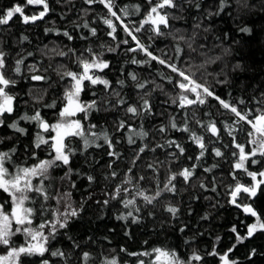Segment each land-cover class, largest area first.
<instances>
[{"label": "trees", "instance_id": "trees-1", "mask_svg": "<svg viewBox=\"0 0 264 264\" xmlns=\"http://www.w3.org/2000/svg\"><path fill=\"white\" fill-rule=\"evenodd\" d=\"M48 2L52 11L43 20L25 25L21 17L16 15L8 25L0 26V48L8 53L10 67L20 56L33 53L25 60L21 76H14L11 71L8 73L18 81L16 87L10 89L13 93H18V96L16 111L12 116L7 117L5 126L0 128V136H11L12 139L4 140V143L0 144V151L16 147L13 160L16 164L25 166L35 163L28 154L32 151H35L40 159L48 158L46 146L40 149L32 147L37 131L34 123L20 121V126L27 129V135L15 133L7 127V123H11L25 113L33 114L35 109H40L42 117L49 123L57 121L58 111L63 106L64 88L69 81L61 79L56 69L63 65L68 70L80 71L76 56L81 54L88 56L85 51L87 48L103 54L101 58L108 61L110 67L98 75L111 81L129 104H138L139 96L150 92L145 98L153 106L152 115L131 117L125 115L123 108H116L110 112L93 113L88 120L83 121L85 128L90 124H96L97 127L93 131L97 133L107 131L113 141L114 150L120 154L118 159L107 154L109 149L102 139L97 141V144L102 145L101 147L90 146L85 149L82 140L70 138V146L74 150L70 164L73 169L71 179L60 180L67 171L66 168L54 169L52 174L56 179L53 181L52 191L55 192L56 188L70 191L74 206L79 207L83 203V211L78 218L71 221L67 229L60 231L56 239L51 241L50 247L53 250L59 248L70 254L68 264H83L81 260L83 252L91 255L87 264H102L103 259L111 257H115L119 264H137L141 259L147 264L151 257L131 256L128 253L151 251L155 247L174 249L181 259L185 260L195 250L204 259L200 262L193 261V264H221L218 256H209L207 253L215 248L218 253L223 254L236 245L229 254L230 260L237 261L238 264H264V232L257 231L250 239L238 243L236 233L231 231L235 226L237 232L244 236L247 234L246 225L254 222L253 217L229 203V186L236 183L231 173L234 171L233 164L237 158L232 153L237 149L232 147V137L228 135L225 125L232 123L233 114L223 109L212 98H208L207 103L202 106L197 105L187 110L178 109L173 105L171 98L176 96L178 90L163 80L161 75L173 76L175 79L174 74L155 61L142 65L132 64V59L146 61L147 57L139 50L128 51L137 46L136 41L123 31L119 21L108 16L107 9L102 4L89 6L84 0H59V2L48 0ZM198 2L201 5L199 10L187 3L183 5L186 9L183 12L169 10L183 18L170 20L171 28L162 29L165 35L155 36L146 30L135 35L153 54L165 58L166 53L168 57L175 58L177 41L173 39V34L192 37L195 33L192 47L196 51H191L185 41L179 42V46L183 49L179 56L181 60L186 61L181 66L193 65L200 82L206 81L216 95L236 104L240 109L264 107L256 103L257 100H264V0H226L224 11L211 17L207 14L209 11L218 10L219 0H198ZM116 3L121 7L127 6L130 11L136 5H141L140 13L124 18V23L132 28L138 26L147 12L146 0H116ZM16 4L24 5L25 0H0V14ZM40 10L42 9L39 6L29 5L25 8V14L32 15ZM105 17L112 19L117 25L115 40L108 35L110 29L103 23ZM85 23L89 28L82 27ZM197 24H200V27H196ZM243 27L249 28L250 33L241 32L240 29ZM90 28L97 30L96 36H91ZM205 28L207 31L204 30ZM45 29H53V31L46 33ZM177 29L180 31L176 32ZM63 31H68L74 39L69 41L62 35ZM57 32L61 34L57 35ZM82 35L87 36L88 39H81ZM22 37L27 39L22 40ZM123 40H127L128 43H121ZM69 48L75 49L76 56L71 53L65 57L56 55V52L60 50L67 52ZM109 48L115 50L108 51ZM209 60L214 62L205 63ZM175 62L179 63V61ZM32 64H36L40 71L29 73L27 66ZM197 65L204 66L197 71L195 68ZM129 73H135L141 82H146V88L138 91L128 76ZM32 74L44 75L50 79L47 82L32 81L30 79ZM118 80L125 81L123 89H120L119 84L116 83ZM225 80L227 83H218ZM157 85L160 87H156ZM93 90H98V97L108 98L104 86L97 85L95 89L89 88L83 93L82 99H93L91 96ZM34 97L41 99L35 102ZM111 99L115 103L116 97L113 96ZM241 99L245 101L244 104L238 103ZM52 102L56 103V108L44 107L45 104ZM82 115L76 118L80 119ZM173 117L180 127L184 126V121L187 119L191 131L204 138L208 150L199 161H196L195 157L199 155L200 149L189 138V133L171 129L165 133L157 131L161 125H168ZM120 119H124L137 131L142 125L143 130L148 133L147 138H136V143L130 145L126 131H116V122ZM196 121L201 123L198 124ZM209 122H214L220 129L219 138L212 136L201 127V124L206 125ZM236 135L238 142L245 144L247 150L250 146L247 145L246 134L236 133ZM167 139H175L183 144L186 149L185 155L173 161L167 154L174 149L157 148L155 152L143 153L133 165L132 160L139 146L147 144L149 148H153L157 143L164 144ZM25 148L28 152H25ZM217 148L223 153L221 157L214 155L213 149ZM188 156L193 159H187ZM110 163L111 168L108 167ZM149 164H152L156 171L149 169ZM193 164L197 167L189 183L185 184L182 178L178 177L175 181L177 193L173 195L163 192L154 205H145L142 199L136 197V188L133 185H123L130 192L126 198L136 199L135 207L140 208L139 213L134 209L124 208L119 200H110L106 206L103 204L105 199H110L105 193H112L117 186L122 185L125 178H132L133 183L136 184L135 178L143 175L145 179L139 182L138 187L152 195L157 190V181L160 188H163L170 171L176 172L184 167L191 168ZM8 167L11 170L12 165ZM246 167L249 171H264V160L256 165H252L249 161ZM129 168H132V173H129ZM113 171L117 173L114 179L111 178ZM235 174L240 183L246 185L252 183L251 177L242 170L236 171ZM89 175L94 177L91 183L87 179ZM72 182L75 183V188L71 187ZM201 183L207 190L200 187ZM213 187L216 188L215 192L211 191ZM261 187L264 189V185ZM6 200V195L0 192V203ZM238 202L253 204L264 217V190L258 191L254 200L245 198ZM49 204L55 206V201H49ZM169 206L179 209L175 218L166 210ZM5 208L8 210V204ZM129 210L139 217L137 223H133L131 217L126 220L118 219L121 215H127ZM205 216L207 219H204ZM39 222L38 216L35 223ZM181 228H184L183 232L180 231ZM69 237L72 239L70 240ZM13 239L19 244L18 235ZM73 241L79 245V248H73ZM122 248L127 251L122 252ZM253 249L256 250V255L249 259ZM48 258L52 264H64V261L58 258ZM40 259V257H22L23 264H39Z\"/></svg>", "mask_w": 264, "mask_h": 264}, {"label": "snow or ice", "instance_id": "snow-or-ice-1", "mask_svg": "<svg viewBox=\"0 0 264 264\" xmlns=\"http://www.w3.org/2000/svg\"><path fill=\"white\" fill-rule=\"evenodd\" d=\"M59 2V0H58ZM84 3L91 6L93 4H102L107 9V14L110 17L115 18L116 21L120 22V27L123 31L136 41V47L130 48L128 51L136 52L137 50L142 51L147 57L146 61H139L132 59V64L142 65L150 61H155L167 68L173 76L161 75L163 80H166L169 84H172L176 88L177 94L171 98V103L178 109L187 110L197 105H204L207 103L208 98L216 100L219 105L228 110L233 114L234 119L231 124H226L225 127L228 129V135L232 137V147L237 149L232 155L236 157V162L233 164L232 177L236 183L229 186V203L234 205L236 208L241 209L245 214L251 215L254 218V222L250 225H246L247 234L241 236L236 227L234 226L231 231L236 233V240L238 243H243L245 240L250 239L255 235L257 231L264 232V217L254 207L253 204L240 203L243 199L254 200L258 194V191L262 189L264 185V171H249L246 164L250 161L252 165L260 164L264 160V107H258L256 109H240L236 104L230 103L216 95L215 91L211 89L207 82H200L197 78L196 71L193 70V65L189 64L188 67H182L186 61L181 60L179 53L183 51L179 46L180 41H185L188 48L191 51H196L192 47V42L195 39V33L192 37H185L183 35L173 34V39L177 41L175 52L177 56L175 58L168 57L164 54L165 58H161L149 51L148 46L143 45L135 33H139L142 30L153 33L155 36H163L166 33L162 29L171 28L170 20H178L183 17L175 15V10L183 12L184 3L193 5L197 10L200 9L201 5L198 0H146L147 12L143 19L140 20L138 26L132 28L128 24L124 23V18L131 14H138L141 11V5H136L129 10L127 6L121 7L117 5L116 0H84ZM226 0H219L218 10L216 12L209 11L208 17L213 15H219L220 12L224 11ZM39 6L42 10L33 13L32 15L25 14V8L27 6ZM52 11L48 0H25L24 5L16 4L0 14V26L8 25L13 17L19 15L22 22L27 25L29 23H35L39 20H43L49 12ZM87 11V9H85ZM103 23L110 29L108 35L113 40L116 39L114 33L117 31V25L114 24L112 19L107 17L103 18ZM146 26H148L146 28ZM79 27V26H78ZM82 27L89 28L87 23L83 24ZM196 27H200L197 24ZM207 31V28L204 29ZM53 29H45V32H51ZM91 36L97 35L95 28L89 29ZM179 32L180 30H175ZM241 32L250 33V29L243 27L240 29ZM57 32V35H60ZM62 35L69 41H72L74 37L68 32L63 31ZM227 36V33H225ZM81 39H88L87 36H81ZM151 38V37H150ZM27 37H22V40H26ZM123 44H127V40L121 41ZM203 47V45H200ZM115 49L109 48L108 51H114ZM55 51V50H53ZM85 51L88 56L83 54L76 56L74 48H69L67 52L60 50L56 52V55L60 57L68 56L71 53L76 56V63L80 71L68 70L65 66L60 65L56 71L61 79H67L69 83L64 88V95L62 97L63 106L58 111V119L55 123H49L45 120L40 109H35L33 114L29 115L25 113L19 116L18 119L13 120L11 123H7V127L12 129L15 133L20 135H27V129L20 126V121L28 123H34L36 125V133L32 142L34 149H40L42 146H46L48 150V158L40 159L35 151L29 154V157L35 161L31 165H20L16 164L13 157L16 155V147H11L7 151H0V191L7 194L10 200L0 203V248L5 251L0 252V264H23L22 257L32 258L40 257L39 264H52V261L48 258H58L64 261V264H68L70 254H66L59 248L53 250L50 247L51 241L55 240L57 235L62 229H67L74 218H78L80 213L83 211V203L79 207L74 206L72 201V194L70 191H63L60 188H56L55 192L52 191L54 188L53 181L56 179L53 176V170L58 168H66L67 171L64 173L60 180H70L73 169L70 167L71 157L74 155V150L70 146V138H79L82 140L84 148L87 149L90 146L101 147L102 145L97 144V141L103 140L108 146V155L116 159L119 158V153L114 150V144L112 139L109 137L107 131H101L99 133L93 131L97 127L96 124H90L87 128L83 123L84 120H88L93 113L110 112L116 108H123L125 115L131 117H140L144 114L152 115L153 106L148 99L145 97L150 95V92L144 93L139 96L138 104H129L128 101L123 97L122 92L117 90L111 81L106 79L104 76L98 75V73L104 72L105 69L110 67L109 62L102 59V53H96L92 48H87ZM20 55L19 53L17 54ZM33 53H27V56H20L16 59L14 65L10 67L8 63V53L0 48V128H3L6 124V119L16 111V100L18 93H13L10 89H14L18 83L16 79L10 76L9 71L14 76L22 75V66L25 65V60L28 56H32ZM218 59V58H217ZM179 61V63L175 62ZM214 62V60L205 61V63ZM204 65L195 66L198 71ZM63 69V70H61ZM27 70L29 73H37L40 69L36 64L28 65ZM47 71V69H45ZM131 81L134 82V86L138 91H142L146 88V82H141L135 73H129ZM32 81H43L47 82L50 78L44 75L32 74L30 76ZM120 89L125 86L124 80H118ZM154 83V82H153ZM218 83H227V81H218ZM97 85H103L104 91L107 93V99L104 97H98V90L91 91V100H83L82 94L85 93L89 88L95 89ZM156 87H160L157 85ZM163 90V89H161ZM116 97L115 103H113L111 97ZM40 97H34L35 102L40 101ZM239 104H244V100H240ZM257 104L264 105V100H257ZM46 108H56V103L45 104ZM83 114L80 119L76 117ZM187 115V113H185ZM198 124L200 121H196ZM245 125L247 127H245ZM206 132L211 133L212 136L219 138L220 129L217 128L214 122L208 124H201ZM177 132L189 133V138L197 145L200 149L199 155L195 157L196 161H199L204 157L205 152L208 150L207 145L204 143V138L192 132L188 127L187 119L184 121V126L180 127L175 118H171L168 125H161L157 131L159 133H165L169 130ZM116 131H126L128 143L133 145L136 143V138L145 139L148 133L143 130V126L139 131L128 125L124 119H120L116 122ZM236 133H244L247 136V145L250 146L246 150V145L241 144L237 140ZM49 134V135H46ZM11 140V136H0V144L4 143V140ZM157 148H169L174 151L169 152L167 155L171 157L173 161L179 159L185 155V147L175 139H167L164 144L157 143L155 147L149 148L147 144L139 146L136 155L133 157V165L140 159L141 155L146 151L155 152ZM216 157H221L223 153L217 148L213 149ZM25 152L28 149L25 148ZM260 157V159H256ZM187 159L191 160L193 157L188 156ZM12 165V168L8 167ZM112 167L111 163L108 165ZM197 165L193 164L191 168L184 167L176 172H169L166 178V182L163 184L161 189L159 181H157V190L154 194L149 195L147 190H141L138 187L140 181H143L145 177L143 175L136 177V184L133 183V179L128 177L122 182L121 186H117L112 193H105L110 199H105L103 204L106 206L110 200H119L123 204L124 208L134 209L135 212L139 213L140 208L135 207L136 199L126 198L130 195L127 188L123 185H133L136 188L135 196L143 200L145 205H154V202L163 194V192H169L175 195L177 193L176 183L178 177L182 178L185 184L189 183L195 174ZM149 169L156 171L152 164L148 165ZM243 171L247 176L251 177V184H242L236 176V171ZM129 173H132V168L128 169ZM210 171V169H205ZM117 173L113 171L111 178H115ZM135 176V173H133ZM108 177H106L107 179ZM89 183L94 181V177L89 175L87 177ZM71 187L75 188L74 182L71 183ZM201 188L206 186L201 183ZM207 190V189H206ZM211 191L215 192L216 188L213 187ZM243 194V195H242ZM55 201V206L49 204V201ZM10 202V210H6L5 205ZM100 203V201H97ZM173 218L176 217L179 209L177 207L169 206L166 209ZM151 215V212L149 213ZM40 217V222L35 223L37 217ZM44 217H48L45 219ZM131 217L133 223L139 221V217L133 215V211L129 210L127 215H121L118 219L126 220ZM207 219V216L204 217ZM47 229V231H45ZM181 232L184 228L180 229ZM17 235L23 236V243H16L14 237ZM71 240L72 238L69 237ZM188 243V241H185ZM236 245L229 248L227 252L220 254L215 248L207 255L218 256L221 264H238L237 261L230 260L229 254L234 250ZM73 248H79V245L73 241ZM122 252H126V249H121ZM47 254V255H46ZM131 256H143L151 257L147 261V264H193V261L200 262L204 257L193 250L188 259H181L178 253L174 249L155 247L151 251H143L139 253H128ZM256 255V250L253 249L249 259ZM91 259V255L88 252H83L81 260L83 264H87L88 260ZM102 264H119L115 257L105 258L102 260ZM137 264H146L145 260L141 259Z\"/></svg>", "mask_w": 264, "mask_h": 264}, {"label": "rangeland", "instance_id": "rangeland-1", "mask_svg": "<svg viewBox=\"0 0 264 264\" xmlns=\"http://www.w3.org/2000/svg\"><path fill=\"white\" fill-rule=\"evenodd\" d=\"M56 121H54V122H52V123H55ZM0 192H2L4 195H6V197H7V200H10V198L7 196V194L6 193H4L3 191H0ZM10 207H11V205H10V202H9V204H8V210H10ZM46 231V230H45ZM19 236V238H20V242H19V244L20 243H23V241H24V238H23V236H20V235H18ZM3 251H5L3 248H0V252H3Z\"/></svg>", "mask_w": 264, "mask_h": 264}, {"label": "water", "instance_id": "water-1", "mask_svg": "<svg viewBox=\"0 0 264 264\" xmlns=\"http://www.w3.org/2000/svg\"><path fill=\"white\" fill-rule=\"evenodd\" d=\"M40 21V20H39ZM246 215H248V214H246ZM248 216H251V215H248ZM252 217V216H251Z\"/></svg>", "mask_w": 264, "mask_h": 264}]
</instances>
